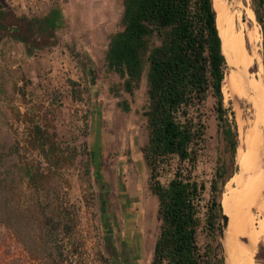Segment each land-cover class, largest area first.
<instances>
[{
    "label": "trees",
    "instance_id": "obj_1",
    "mask_svg": "<svg viewBox=\"0 0 264 264\" xmlns=\"http://www.w3.org/2000/svg\"><path fill=\"white\" fill-rule=\"evenodd\" d=\"M123 7L106 64L126 78L128 91L147 78L148 138L142 153L160 220L151 264H226L218 236L227 169L219 164L209 183L197 173L210 98L232 164L238 148L236 123L224 107L227 61L213 0H123ZM48 114L22 113L23 139L0 143V254L12 264L23 259L64 264L75 244L76 214L66 199L64 171L78 152L57 141ZM97 145L85 148L87 172L95 165L99 186L107 188Z\"/></svg>",
    "mask_w": 264,
    "mask_h": 264
},
{
    "label": "rangeland",
    "instance_id": "obj_2",
    "mask_svg": "<svg viewBox=\"0 0 264 264\" xmlns=\"http://www.w3.org/2000/svg\"><path fill=\"white\" fill-rule=\"evenodd\" d=\"M118 4L116 28L121 25L124 10L123 2ZM245 5L253 14L252 19L247 18L243 9L240 21L258 32L257 46L246 42L247 49L257 53L254 68L258 70L259 63L264 67V5L260 0H246ZM227 6L229 9L230 5ZM255 10L263 23L258 20ZM110 37L96 46L90 44L91 48H77L61 35L56 49L59 67L55 74L45 70L34 79L18 75L24 91L18 89L19 95L10 93L7 99L0 97V143L11 144L16 137L23 139L26 117L22 113L34 116L38 111L44 114L48 111V115L52 114L51 130L57 133V141L63 146L75 147L78 152L64 171L69 181V187L65 188L66 199L76 214L77 230L72 238L73 247H78V251L72 247L73 252L64 264H151L160 229L158 200L151 191L149 169L142 153L148 138L144 113L148 107L147 78L143 76L132 91L126 89V78L108 69L106 64ZM62 57L64 61L68 58L67 65H62ZM1 71L0 85L4 83ZM229 71L228 65L226 74ZM223 94L226 117L236 123L239 145L241 109L224 90ZM213 105L214 99L210 98L207 142L197 173L200 180L209 183L216 167L225 164L228 180L220 197L222 202L239 168L236 158L234 164L230 161ZM96 144L100 149V171L107 188L99 186L95 165L90 164V173L87 172L90 157L85 148H94ZM234 186L232 184V188ZM103 199L108 200L107 204H103ZM106 213L110 214L107 218L104 217ZM19 263L41 264L29 259ZM0 264H12V259L0 254Z\"/></svg>",
    "mask_w": 264,
    "mask_h": 264
},
{
    "label": "bare ground",
    "instance_id": "obj_3",
    "mask_svg": "<svg viewBox=\"0 0 264 264\" xmlns=\"http://www.w3.org/2000/svg\"><path fill=\"white\" fill-rule=\"evenodd\" d=\"M245 1L213 0L222 49L231 70L224 78L223 90L241 109L236 154L239 171L222 197L228 215L222 238L226 264H264V67L259 63L255 70L257 53L246 46L247 41L257 46L259 36L255 28L240 21L243 9L252 19Z\"/></svg>",
    "mask_w": 264,
    "mask_h": 264
},
{
    "label": "crops",
    "instance_id": "obj_4",
    "mask_svg": "<svg viewBox=\"0 0 264 264\" xmlns=\"http://www.w3.org/2000/svg\"><path fill=\"white\" fill-rule=\"evenodd\" d=\"M119 2L123 0H40L38 10L30 12L23 2L15 8L0 0V97L24 91L18 75L34 79L45 70L56 72L61 35L77 48L96 46L112 36Z\"/></svg>",
    "mask_w": 264,
    "mask_h": 264
},
{
    "label": "built area",
    "instance_id": "obj_5",
    "mask_svg": "<svg viewBox=\"0 0 264 264\" xmlns=\"http://www.w3.org/2000/svg\"><path fill=\"white\" fill-rule=\"evenodd\" d=\"M22 2L25 8L30 12H35L40 7V0H8L11 7H19Z\"/></svg>",
    "mask_w": 264,
    "mask_h": 264
},
{
    "label": "water",
    "instance_id": "obj_6",
    "mask_svg": "<svg viewBox=\"0 0 264 264\" xmlns=\"http://www.w3.org/2000/svg\"><path fill=\"white\" fill-rule=\"evenodd\" d=\"M222 51H223V49H222ZM223 54H224V52H223ZM225 58H226V56H225ZM226 61H227V58H226ZM227 66H228V62H227ZM222 207H223V205H222ZM227 223H228V215L224 212V208H223V214H222L221 224H220V241L222 243V246H223L222 238H223L224 229L227 226ZM223 250H224V246H223Z\"/></svg>",
    "mask_w": 264,
    "mask_h": 264
}]
</instances>
